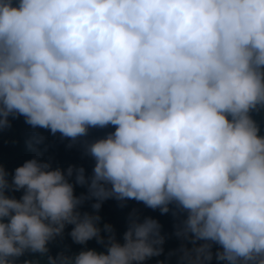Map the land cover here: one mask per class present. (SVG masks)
<instances>
[{
    "label": "clouds",
    "instance_id": "1",
    "mask_svg": "<svg viewBox=\"0 0 264 264\" xmlns=\"http://www.w3.org/2000/svg\"><path fill=\"white\" fill-rule=\"evenodd\" d=\"M261 113L264 0H0V131L23 117L71 147L115 127L85 142L90 175L41 153L11 178L0 164V264H38L20 258L47 255L67 225L73 242L105 250L47 264L163 255L161 223L136 209L122 242L101 228L108 199L171 212L176 264H264Z\"/></svg>",
    "mask_w": 264,
    "mask_h": 264
},
{
    "label": "trees",
    "instance_id": "2",
    "mask_svg": "<svg viewBox=\"0 0 264 264\" xmlns=\"http://www.w3.org/2000/svg\"><path fill=\"white\" fill-rule=\"evenodd\" d=\"M257 121L261 124V132L264 134V113L254 114ZM11 120V127L5 128L0 131V164H2L11 174L14 173L15 168L22 165L26 160L33 158L37 153H41L42 160H50L54 167L60 166L66 169L70 164L83 166L87 174H91L94 166V160L85 154V142H91L95 139L104 137L108 132H114L115 127L109 126L107 128H91L89 129L86 137L80 138L77 142L68 145L72 142L68 139L61 138L60 134L52 135L45 129H33L31 126L24 122L23 117ZM44 137L42 142L39 137ZM75 192L80 195L86 192V188L76 186ZM19 198L22 192L9 193ZM91 203L87 201L82 206L81 211L92 212ZM133 209L138 210L141 218L144 216H152L159 220L162 225V234L165 235L166 240L164 244V254L160 257H154L145 262V264H157L158 260L165 261V264H176V258L172 257L169 261L168 252L176 249L180 241L173 235L174 218L171 212L162 215L159 210H152L146 208L142 203L134 200L127 201L125 206H121L120 202L115 199L106 200L100 211L101 228L105 223L113 225L117 239L122 242L123 233L128 226V217ZM72 225H67L63 237H57L54 241L50 242L49 252L47 255L41 256L40 254L26 253L20 258V261L32 260L38 261V264H47V256L55 257L58 253L63 252L65 255L72 256L81 250L96 249L97 251H104V246L99 244L95 239L88 241L85 245L73 242L69 235ZM105 235V233H101ZM215 264V262H214Z\"/></svg>",
    "mask_w": 264,
    "mask_h": 264
}]
</instances>
